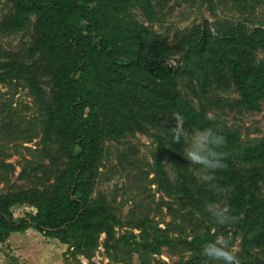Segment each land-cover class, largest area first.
Segmentation results:
<instances>
[{
    "label": "rangeland",
    "instance_id": "1",
    "mask_svg": "<svg viewBox=\"0 0 264 264\" xmlns=\"http://www.w3.org/2000/svg\"><path fill=\"white\" fill-rule=\"evenodd\" d=\"M17 5L18 0H0V196L11 200L14 216L21 218L62 193L71 155L79 148L57 139L50 122L56 66L49 49L55 39L35 15L17 28ZM117 17L137 28L148 51L176 72L174 87L186 100L217 128L238 132L240 150L264 141V94L259 107L250 109L228 68L208 54L200 69L183 72L187 41L196 28L215 32L239 23L252 33L264 26V2L125 0ZM251 52L252 64L264 61L263 49ZM118 92L129 130L103 142L89 196L90 204H103L115 218L114 236L107 246L102 233L90 255L73 256L55 234H38L47 249L56 250L55 264H214L201 246L217 234L230 238L240 264H264V242L257 239L264 229L249 225L253 218L264 219V162L236 163L232 183L217 171L214 182L221 191H210L195 168H188L181 145L170 140L172 113L148 106L131 87ZM245 191L254 195L256 207L240 204ZM210 201L226 205L232 222L213 223L205 210ZM6 257L0 264H20L8 252Z\"/></svg>",
    "mask_w": 264,
    "mask_h": 264
},
{
    "label": "trees",
    "instance_id": "2",
    "mask_svg": "<svg viewBox=\"0 0 264 264\" xmlns=\"http://www.w3.org/2000/svg\"><path fill=\"white\" fill-rule=\"evenodd\" d=\"M124 5L125 0H18L15 26L24 27L35 15L55 39L49 49L56 66L50 122L57 139L72 140L79 151L71 155L62 193L52 196L37 212L16 218L11 200L0 196V241L12 232L34 228L55 234L70 246L73 256L90 255L102 233L109 245L115 218L103 204H90L89 196L103 142L129 130L118 92L124 86L137 90L148 106L182 113L191 128L213 127L224 135L227 167L218 173L226 182L235 181L236 163L264 162V141L240 150L238 132L217 128L175 89L176 72L148 51L137 28L118 19ZM187 44L184 73L200 69L208 54L228 68L243 102L253 110L259 107L264 61L252 64L250 59L252 49L264 50V26L247 33L239 23L215 32L202 25ZM247 195L246 191L240 194V204L256 207L254 195ZM249 225L264 229V219L253 218ZM257 239L264 242V233Z\"/></svg>",
    "mask_w": 264,
    "mask_h": 264
},
{
    "label": "clouds",
    "instance_id": "3",
    "mask_svg": "<svg viewBox=\"0 0 264 264\" xmlns=\"http://www.w3.org/2000/svg\"><path fill=\"white\" fill-rule=\"evenodd\" d=\"M171 116L175 126L169 128L172 132L170 140L181 145L183 157L190 162L188 168H195L196 178L210 191H221L214 182V174L227 167V153L223 150L226 144L224 135L213 127L186 128V118L180 112H174ZM205 210L211 221L217 225H226L233 220L228 207L220 202H207ZM201 254L214 264H240L230 238L224 234H217L206 240L201 246Z\"/></svg>",
    "mask_w": 264,
    "mask_h": 264
},
{
    "label": "crops",
    "instance_id": "4",
    "mask_svg": "<svg viewBox=\"0 0 264 264\" xmlns=\"http://www.w3.org/2000/svg\"><path fill=\"white\" fill-rule=\"evenodd\" d=\"M38 234L41 236L43 235L42 232L34 228H29L24 232L17 231L10 233L5 241H0V244L6 249V251H4V249L0 251V260H7L6 252H8L14 255L19 260L20 264H26L24 263L26 261L31 262V264H55L53 260L56 257V250L51 248L47 249L38 239ZM39 252H45L42 258L40 254L38 255ZM24 255L29 256L31 259L29 260V258H27L24 260L22 258Z\"/></svg>",
    "mask_w": 264,
    "mask_h": 264
}]
</instances>
